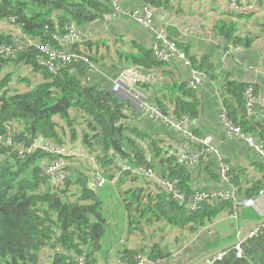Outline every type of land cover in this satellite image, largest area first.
<instances>
[{"label": "trees", "instance_id": "obj_1", "mask_svg": "<svg viewBox=\"0 0 264 264\" xmlns=\"http://www.w3.org/2000/svg\"><path fill=\"white\" fill-rule=\"evenodd\" d=\"M251 1L261 14L211 6L214 16L217 12L212 40H200L164 23L167 38L185 55L187 63L179 59L182 70L176 60L158 59L142 39L93 36V27L112 15L108 0H0V46L15 51V39L21 40V35L35 43L23 44L14 56L0 54V264H78L79 256L86 264H105L106 237L116 240L123 233L128 238L117 253L122 264H136L139 255L163 264H191L237 238L241 224L256 218L241 202L264 192V156L247 141L264 149V107L258 102L264 94V56L255 47L264 34V0ZM184 2L121 0L120 5L122 9L146 5L156 13L183 10ZM121 16L141 31L140 37L150 33ZM70 24L83 36L60 46L54 36L63 35ZM40 45L81 58L57 59L52 72L38 62L49 57ZM230 47L233 51L221 59ZM129 66L137 67L142 78L161 73L162 80L142 79L139 89L163 116L176 121L187 117V129L197 142L111 91L112 80ZM192 70L203 73L195 87L188 84ZM249 89L250 107L245 98ZM221 115L239 129V135L228 132ZM205 136L217 154L206 151L201 142ZM35 140L65 148L79 141L96 170L90 171L84 160L68 152L40 148L19 152ZM235 148L258 176L248 178L241 164L229 161L225 154ZM180 149L196 155L197 162L182 160ZM59 159L64 162V177L55 180L45 169ZM221 165L227 169L224 174ZM148 169L154 178L141 171ZM96 176L112 183L125 214L116 237L109 203L94 183ZM160 181L173 182V192L182 200ZM202 181L201 187L196 185ZM196 192L206 193L211 202L201 201L191 209ZM220 193L231 194L237 202ZM225 216L232 218H228L234 223L232 232L223 225L208 234L209 226ZM167 229L178 234L160 240ZM189 238L194 240L175 255ZM240 246L238 257L232 246L220 259L201 264H264V224Z\"/></svg>", "mask_w": 264, "mask_h": 264}, {"label": "built area", "instance_id": "obj_2", "mask_svg": "<svg viewBox=\"0 0 264 264\" xmlns=\"http://www.w3.org/2000/svg\"><path fill=\"white\" fill-rule=\"evenodd\" d=\"M108 1H110L112 4V8H113V11L111 13L112 17H118L121 14H125L131 19H133L135 22L142 24L144 27H146L150 31L151 36L153 38L150 48L153 50L155 56L158 59H160L163 62H169V60H171L172 58L177 57L181 60H185V62L187 63L185 59V55L175 46V44L172 41H170L167 38V34H166L164 26H157L155 24V20H154L155 9L154 8L150 6H146V5H140V6L131 8V9H122L120 5V0H108ZM229 4L232 8L243 10V11L246 7L244 3H241V4L237 3L236 0H229ZM82 36H83V32L77 29L73 24H70L69 26H67L66 31L63 35L58 36V37L54 36V39L58 41L60 46H65L73 42H78ZM15 43H16L15 51H20L22 49L23 44L27 46L35 45V43L31 39L27 38L25 35H21V40L16 38ZM38 48L42 51L47 52L49 56L48 60H42L39 58L38 62L40 64L48 66L49 70L52 72L55 71V68H53L52 62L56 61L57 59H59L61 62H65V61H69L72 57L81 58L79 55L74 54V53L66 54L64 53V51H61V50L59 51L49 50L47 46L40 45L38 46ZM236 50L239 51L240 48L237 47ZM15 51L10 47L0 46V54L14 56ZM231 51H233V49L231 47L228 48V50L222 54L221 59H225L227 56H229ZM83 59L86 60L85 58ZM89 66L92 67L91 64H89ZM141 80H142V73L137 67H134V66L125 67L112 80L111 91L114 93H120L124 97H130L131 98L130 100L132 101V103L134 104L137 110L143 111L145 115H148L151 118H160L163 122L174 127L176 130L180 131L183 135L188 136V138L191 139L192 141L197 142L198 141L197 138L194 137L187 129L189 119L187 117H183L181 118V120L176 121V120H172L171 118L163 116L159 112L157 107L153 103L147 100V95L139 89L138 85ZM202 80H203V73L197 70H192L190 72V81L188 84L191 87H195L199 85L202 82ZM245 98H246L247 106L250 107L251 103L253 102V98L251 96V89L245 92ZM221 118L225 122V125L227 126L229 133L239 135V129L237 127L230 125V123L225 120L223 115H221ZM247 141H249V144H251L255 148V150H257L261 155L264 156V149L261 146L252 144L251 141L248 139ZM201 142L207 146V148H205L207 152H213L217 154V150L213 146H211V138L209 136H205L201 140ZM185 147L187 148L186 145ZM36 148H40L42 150H45L51 153H56V154H62L66 152V148L64 146H54L50 144H45L39 140H35L30 146L21 149L19 152L20 153L30 152ZM179 156L184 161L189 160V161L197 162L196 155L189 156L188 154H185L182 150L181 152H179ZM63 165H64V162L59 159L53 162L52 164H49L48 167H46L45 171L48 174H50L51 177H53L55 180H62L64 177L63 171L61 170ZM226 170H227L226 167L224 165H221V168H220L221 174H224ZM141 171L143 172L145 176H147V178H154V174L150 169L141 170ZM104 182L106 181L100 176H96L94 178V183L96 187H99L98 184H101ZM160 182L164 185L165 189L168 192H173V182H168V181H160ZM173 194L177 200H182V196L180 194L175 193V192H173ZM219 195L223 197L227 196L228 198H231L233 202L235 203L237 202L231 194L226 195L225 193H220ZM263 195H264V192L260 191L258 197H261ZM257 198H250V197L245 198L241 202V206L245 208L247 207L255 208L257 204ZM201 201H206L210 203L211 197L208 196L206 193L196 192L194 194L193 201L191 202L190 208L195 209L198 203H200ZM232 216L237 218L236 213H233ZM263 218L264 216L262 217V219ZM261 224H264V221ZM258 225H254L249 231H247L246 233L244 232V235L242 236V238L233 246L235 256L238 257L241 254L242 249H241L240 243L243 241V239L247 237H251L257 233ZM239 234H240V231H238L237 238ZM122 241L123 240H121V242ZM183 248H185V246H182V248L177 250L175 255L181 252ZM223 255H224V250L220 252L219 254H217L213 259H220ZM135 260H136V264H163L159 260L154 261V260L149 259L147 256H142V255L137 256ZM76 261L78 264H86L82 256L77 257ZM116 263L122 264L119 261V259L116 260Z\"/></svg>", "mask_w": 264, "mask_h": 264}, {"label": "crops", "instance_id": "obj_3", "mask_svg": "<svg viewBox=\"0 0 264 264\" xmlns=\"http://www.w3.org/2000/svg\"><path fill=\"white\" fill-rule=\"evenodd\" d=\"M215 1V0H214ZM211 2H212V0H209V1H206V2H204L205 4V7H207V4L206 3H210L211 4ZM241 3H244V5L247 7V8H249V10H247V9H244V11L243 10H238V9H235V8H232L231 6H230V4H229V0H218V3H217V5L215 6V7H220L219 9L220 10H229V9H231V10H238V11H243V12H253V11H255V12H257V15H259V14H261V10L259 9V7H258V10L259 11H257V7H256V5H255V3H252V1L251 0H240V4ZM194 8H196V6H194ZM212 9V8H211ZM213 10V9H212ZM172 12H165V11H158V12H156L155 13V17H154V20H155V24L157 25V26H164L163 24L164 23H172V24H175V25H177L180 29H181V31H182V33H188V29H185L184 28V26L182 25H180V24H178V23H174L173 22V20H171V18H172ZM216 14H217V12H216ZM216 14H215V16H216ZM215 16L213 17H210V28L208 29V30H206V32H197L195 29H193V30H191V32H189L191 35H196V37L197 38H199L200 40H204V41H208V40H212V39H210V38H207V37H213V32H212V27H213V24H214V22H215ZM125 16H118V17H112V15L111 16H109V17H107V19L105 20V21H103V22H101V23H98V24H96L94 27H93V36H97V37H99V38H103V39H111V40H113V41H115L117 38H119L118 36H120V38L123 40V41H125V40H129V39H133V38H138V39H142L143 41H145L144 43H146V44H149V45H151V43H152V41H153V38H152V36L150 35V33H146V34H144V36H142V37H140V35H141V31H137V29H135L134 28V24L133 23H131L130 22V20H127L126 18H124ZM215 18V19H214ZM179 23L181 22V21H178ZM205 23H207V21H204ZM94 25V24H93ZM182 27V28H181ZM113 29V30H112ZM255 47L257 48V50H258V53H259V55L260 56H264V34H261L260 35V37L255 41ZM174 61L176 60V65L178 66L177 67V69L178 68H180V69H182L183 70V67L181 66V62L179 61V58H177V57H174V58H172ZM181 60V59H180ZM173 61V62H174ZM173 67V66H172ZM174 72H175V74L176 75H178V72L176 71V70H174ZM159 74H161L159 71H157V73L156 72H154V73H152L150 76L148 75V76H143V80L144 81H148V80H162L161 78H160V76H159ZM182 75V74H181ZM258 102L261 104V105H263V107H264V94L263 95H261L259 98H258ZM134 105V104H133ZM66 149H67V151L69 152V153H71V154H74V156H75V158H77V159H79L80 160V158L79 157H87V153H86V149H85V147L79 142V141H77L74 145H72V146H67L66 147ZM72 151H74V152H72ZM76 151H79L78 153L80 154V153H82V155L81 156H79V155H77L76 154ZM179 151H181V149L179 150ZM225 156L226 157H229L230 158V160L229 161H235V162H237V163H239V164H241V166H243V168L245 169V171L247 172V176H248V178H253V177H256V176H258V173H257V171L253 168V167H250V166H248V164H247V162L246 161H243L242 159H243V156H242V154L240 153V151L238 150V148H235L233 151H229V152H226V154H225ZM235 157H237L238 158V160H236L235 159ZM233 165V164H232ZM110 183V182H109ZM110 185H112V183H110ZM196 185L197 186H202L203 185V181L201 182V183H198V182H196ZM112 187L114 188V186L112 185ZM114 191H116L115 190V188H114ZM104 197L106 198V202H108V203H110L111 201H113V198H112V196L108 193V192H106L105 193V195H104ZM116 203H115V201H114V205H115ZM252 210H253V212H254V216L256 217V218H254L253 220H251V221H249V222H243L242 224H241V228L239 229V231H240V233H241V231H242V228H243V226H245L246 224H250L248 227H247V229L245 230V233L247 232V231H249L254 225H251V223L253 222V221H257V220H261L262 219V217L264 216V195L263 196H261V197H258L257 198V204H256V207L254 208H251ZM232 219V218H230L229 216H225V217H221V218H219L218 219V221L220 222L221 220H223V219ZM217 221V222H218ZM121 226H123L124 225V223H122V224H120ZM223 226H221V227H219V228H222ZM209 230L207 231V233L208 234H210L214 229L215 230H218L216 227H215V224L213 225V224H211L210 226H209V228H208ZM232 229L233 228H231V229H229V230H231L230 232H232ZM224 232H228V230H225ZM167 235H165L162 239H160V240H162V241H165V240H167V241H169V239H173V237H174V235H177L178 233L176 232V231H174V230H166V232H165ZM226 233H224V234H226ZM238 233V232H237ZM115 237L116 236H118L117 234H116V232H115ZM113 235V236H114ZM159 235L161 236V234L159 233ZM238 235V234H237ZM162 237V236H161ZM197 237V236H196ZM117 239L115 240V242H117L118 243V245H122L126 240H127V236H126V234L125 233H123V234H121L120 236H118V237H116ZM158 238V237H157ZM179 238H180V236H179ZM114 239L112 238V236H110V238H109V235L106 237V244H107V246L105 247V249H109V251H110V249L112 248V246H113V244H114V241H113ZM121 240H123L122 242H121ZM194 239L193 238H189V240H185V241H187V242H185V241H183L182 243H180V244H184V246H187L188 245V243H191L192 241H193ZM130 241H133V238H131V240ZM138 241H134V245H136V243H137ZM195 242H197V240L195 241ZM120 247H118L117 249H119ZM102 251H103V249H102ZM116 252V251H115ZM106 253L107 252H105V254H104V256H106ZM103 256V254H102V257H104ZM116 259V258H115ZM118 259V258H117ZM115 261V260H114ZM105 264H114V262H112L111 263V261L110 260H106V262H105Z\"/></svg>", "mask_w": 264, "mask_h": 264}, {"label": "rangeland", "instance_id": "obj_4", "mask_svg": "<svg viewBox=\"0 0 264 264\" xmlns=\"http://www.w3.org/2000/svg\"><path fill=\"white\" fill-rule=\"evenodd\" d=\"M206 1L209 0H185V2L182 5L183 10H174L172 13V18L171 20H173L174 23H178L181 26L183 25L185 29H188V32H191V30L195 29L197 32H206V30H208L210 28V17L214 16V11L211 9V6H216L218 3V0H212L211 4L210 3H206L207 7H205V3ZM121 2V0H120ZM194 6H196V8H194ZM245 9L249 10V8L245 7ZM215 19V18H214ZM178 21H181L180 23ZM204 21H207V23H205ZM182 28V27H181ZM212 39V37H207ZM66 152L67 149H66ZM74 152V151H72ZM79 151H76V154L81 156L82 153H78ZM69 153V152H68ZM71 154V153H70ZM74 156V154H72ZM75 157V156H74ZM81 160H84L86 163V166L90 171L96 170V166L92 160V158L90 157H79ZM56 166V165H55ZM99 187L98 191L100 196H102L104 198V201H106V198L104 197L105 193L108 192L112 198L113 201H111L109 203L110 209H111V223L110 226L112 229L115 230L116 234L119 235L120 234V229H121V220L123 223L124 219H125V214L123 213L121 206L118 202V194L116 191H114V188L112 187V185H110V183L108 182H104L101 184H98ZM114 201L117 205L116 208H113L112 206H114ZM252 208V207H251ZM229 221V223H228ZM232 224L234 225V223H232V221H230L229 219H223L222 221H218L215 223V227H221L223 225H226V228L229 230L232 227ZM234 229V228H233ZM111 235H109L110 238ZM114 241V244L112 246V248L110 249H105L103 248L102 254L104 256L105 251L106 253V260H110L111 263L114 262V264L116 263L117 260V253H118V247H120V245H118L117 242ZM116 251V252H115ZM116 258V259H115ZM115 260V261H114Z\"/></svg>", "mask_w": 264, "mask_h": 264}, {"label": "water", "instance_id": "obj_5", "mask_svg": "<svg viewBox=\"0 0 264 264\" xmlns=\"http://www.w3.org/2000/svg\"><path fill=\"white\" fill-rule=\"evenodd\" d=\"M118 94H120V93H118ZM120 95H121V94H120ZM125 98L131 99L130 97H125ZM263 221H264V218H263L262 220L253 221V222L251 223V225H258V224H261ZM249 225H250V224H246L245 226H243L242 231H241V233L239 234L238 238L235 239L233 242H231L229 245L224 246V247H222V248H219V249H217V250H215V251H213V252H210V253H208V254H206V255H203V256H201L200 258H198L197 260H195L194 262H192L191 264H201V263L204 262L205 260H208V259H210V258H214L217 254H219V253L222 252L223 250H225V249H227V248H229V247L234 246V245H235V244H236V243L242 238V236L244 235L245 230L247 229V227H248Z\"/></svg>", "mask_w": 264, "mask_h": 264}]
</instances>
